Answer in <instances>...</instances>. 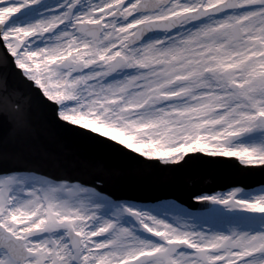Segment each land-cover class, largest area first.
<instances>
[{"label": "snow or ice", "instance_id": "1", "mask_svg": "<svg viewBox=\"0 0 264 264\" xmlns=\"http://www.w3.org/2000/svg\"><path fill=\"white\" fill-rule=\"evenodd\" d=\"M0 68L14 123L9 68L57 121L149 163L264 165V0H0ZM0 264H264V189L146 203L6 169Z\"/></svg>", "mask_w": 264, "mask_h": 264}, {"label": "bare ground", "instance_id": "2", "mask_svg": "<svg viewBox=\"0 0 264 264\" xmlns=\"http://www.w3.org/2000/svg\"><path fill=\"white\" fill-rule=\"evenodd\" d=\"M37 116V115H36ZM33 118H36L33 116ZM192 162V163H191ZM187 166L183 167V171L180 172V177L182 179V183L178 179H176V183H179V188H182L185 192L194 191L198 188L205 187V186H212L216 183H225L227 181H234V179H237L238 176L243 177L244 173L240 171L239 168H235L232 165H224L221 163L218 164H209L203 161L195 162V160L191 161ZM192 164H195L193 169H190ZM137 167V166H135ZM116 170L123 173L121 176H124V174L127 175L126 168H116ZM144 170V169H143ZM134 171L137 172V169L134 168ZM147 171V170H146ZM102 172H104L102 170ZM212 174V175H210ZM143 175H146V173H143ZM176 175L175 173H169L166 175L160 174V177H174ZM104 177L109 178V183L112 184V182L117 183L120 181V178L114 174H110L107 172V175H104ZM125 177V176H124ZM151 178L150 172L146 176ZM111 179V180H110ZM145 179V178H143ZM112 181V182H111ZM164 182H167L168 179L165 178L163 180ZM170 185H173L172 183H168ZM260 189H264L262 186L255 187L253 189H249L248 191H259Z\"/></svg>", "mask_w": 264, "mask_h": 264}, {"label": "water", "instance_id": "3", "mask_svg": "<svg viewBox=\"0 0 264 264\" xmlns=\"http://www.w3.org/2000/svg\"><path fill=\"white\" fill-rule=\"evenodd\" d=\"M234 162H236L235 158H231ZM242 167V166H241ZM241 167H239V169H241ZM244 168V167H242ZM229 183H224L221 185V187H226L228 186ZM243 186H246L248 187L249 184H243ZM199 191H193V192H189L187 195H184L182 194L181 192L179 191H176V190H173V191H169L165 196H172V197H175L179 200H181L183 203H186V204H190L192 203V200H191V197L195 194V193H198Z\"/></svg>", "mask_w": 264, "mask_h": 264}, {"label": "rangeland", "instance_id": "4", "mask_svg": "<svg viewBox=\"0 0 264 264\" xmlns=\"http://www.w3.org/2000/svg\"><path fill=\"white\" fill-rule=\"evenodd\" d=\"M240 162V161H239ZM136 183H138L137 181H135ZM140 184V183H139ZM146 187H149V186H146ZM262 187H264V186H262ZM139 188V186L137 185V189ZM241 188V187H240ZM243 189V188H242ZM228 190V189H227ZM223 191H226V190H223ZM222 190H219V191H217V192H223ZM165 200H171V201H175V200H173V199H165ZM158 201H160V200H158ZM156 202V201H155Z\"/></svg>", "mask_w": 264, "mask_h": 264}]
</instances>
